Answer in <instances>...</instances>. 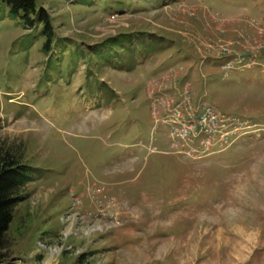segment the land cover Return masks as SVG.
<instances>
[{"label":"rangeland","instance_id":"1","mask_svg":"<svg viewBox=\"0 0 264 264\" xmlns=\"http://www.w3.org/2000/svg\"><path fill=\"white\" fill-rule=\"evenodd\" d=\"M36 5L50 38L0 0V143L32 168L5 253L264 264V0ZM179 81L184 98L235 117L230 149L199 160L172 144L159 122Z\"/></svg>","mask_w":264,"mask_h":264},{"label":"built area","instance_id":"2","mask_svg":"<svg viewBox=\"0 0 264 264\" xmlns=\"http://www.w3.org/2000/svg\"><path fill=\"white\" fill-rule=\"evenodd\" d=\"M227 64L229 67L230 64ZM226 69L228 70L227 67ZM184 84L183 81L180 88L173 87L170 93L175 96L180 89L183 91ZM181 90L179 91L181 94L175 96L176 100L174 99L172 104L165 105L166 110L162 119L166 120L159 122L171 138L172 144L175 143V147L180 148L182 154L199 160L230 149L236 142L235 117L220 113L210 103L196 101L189 89L184 98ZM150 97L153 101H161L168 96L154 92ZM180 110L182 113L178 114ZM187 113L190 114V120L187 118ZM168 116L174 117L168 119ZM178 129L181 131L178 132Z\"/></svg>","mask_w":264,"mask_h":264},{"label":"trees","instance_id":"3","mask_svg":"<svg viewBox=\"0 0 264 264\" xmlns=\"http://www.w3.org/2000/svg\"><path fill=\"white\" fill-rule=\"evenodd\" d=\"M22 18L27 26L45 25L44 33L50 38L53 27L45 8L37 9V0H1ZM1 126V125H0ZM15 146L0 143V264H16L17 260L5 253L8 250V232L15 218L16 208L25 200L24 188L32 181V168L21 161ZM84 256L81 257L80 262Z\"/></svg>","mask_w":264,"mask_h":264},{"label":"flooded vegetation","instance_id":"4","mask_svg":"<svg viewBox=\"0 0 264 264\" xmlns=\"http://www.w3.org/2000/svg\"><path fill=\"white\" fill-rule=\"evenodd\" d=\"M176 81H178V80H176ZM176 84H177V82H176ZM178 84L180 85V81H179ZM172 89H174V88H173V87H172L171 89H168V88H167V89H165V90H166V91H170V90H172ZM156 93H158V94H164L163 91H160V90H159V91H156ZM161 127H162V126H161ZM158 128H159V127H158ZM158 128H157V129H158ZM162 129H164V127H162Z\"/></svg>","mask_w":264,"mask_h":264}]
</instances>
